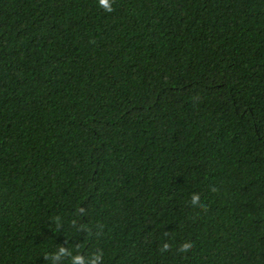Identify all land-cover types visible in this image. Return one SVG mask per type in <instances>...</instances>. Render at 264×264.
Returning <instances> with one entry per match:
<instances>
[{
  "label": "trees",
  "instance_id": "obj_1",
  "mask_svg": "<svg viewBox=\"0 0 264 264\" xmlns=\"http://www.w3.org/2000/svg\"><path fill=\"white\" fill-rule=\"evenodd\" d=\"M113 8L0 0V264H264V0Z\"/></svg>",
  "mask_w": 264,
  "mask_h": 264
},
{
  "label": "clouds",
  "instance_id": "obj_2",
  "mask_svg": "<svg viewBox=\"0 0 264 264\" xmlns=\"http://www.w3.org/2000/svg\"><path fill=\"white\" fill-rule=\"evenodd\" d=\"M115 0H98V5L104 9L105 12H112L114 10L113 4ZM191 204L193 207L204 208V204L201 203L200 196L198 193H194L191 197ZM171 245L169 243H164L161 247V251H167ZM193 247L192 243L185 241L179 247L180 252H188ZM68 249L64 246L59 248V251L56 253L55 258L59 259L62 255H69ZM101 258V254H98L95 258L91 259L89 264H97V261ZM72 264H86L85 259L82 255L72 256Z\"/></svg>",
  "mask_w": 264,
  "mask_h": 264
}]
</instances>
